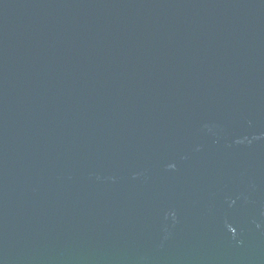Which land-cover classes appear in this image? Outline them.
Wrapping results in <instances>:
<instances>
[{
    "label": "water",
    "instance_id": "obj_1",
    "mask_svg": "<svg viewBox=\"0 0 264 264\" xmlns=\"http://www.w3.org/2000/svg\"><path fill=\"white\" fill-rule=\"evenodd\" d=\"M0 264H264V0H0Z\"/></svg>",
    "mask_w": 264,
    "mask_h": 264
}]
</instances>
